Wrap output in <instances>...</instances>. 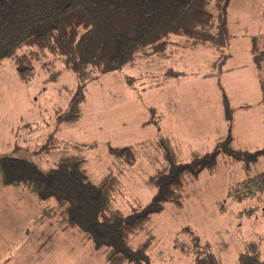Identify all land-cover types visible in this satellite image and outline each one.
Segmentation results:
<instances>
[{
  "label": "rangeland",
  "instance_id": "obj_1",
  "mask_svg": "<svg viewBox=\"0 0 264 264\" xmlns=\"http://www.w3.org/2000/svg\"><path fill=\"white\" fill-rule=\"evenodd\" d=\"M228 28L232 37L224 54L229 57L222 63L211 48H178L183 53L176 51L173 59L139 60L135 67L99 76L88 84L83 116L73 124L57 120V110L67 107L76 89L71 70L57 60L55 68L64 69L63 73L58 81L46 83L45 71L37 64L36 77L26 84L11 62L4 61L0 65V157L18 148L46 171L68 149L87 160L95 181L109 172L119 176L121 192L115 205L129 213L152 200L155 190L149 178L165 164L157 146L155 120L161 132L172 135L177 162L189 161L195 150L211 152L228 133L223 90L234 118L232 147L264 148L262 89L253 52L254 39L257 50L264 51V0H230ZM168 67L181 74L153 85V77L163 78ZM127 77L135 79L134 86ZM51 134L62 145L43 153L41 147ZM94 141L95 147L79 146ZM109 145H134L136 162L129 165L109 152ZM263 173L264 157L246 167L242 160L221 154L216 169L203 171L195 182L187 180L182 204H166L147 225L154 235L149 249L154 262L193 264L194 235L200 247L209 243L223 264H239L240 251L255 240L264 256V191L256 186L251 197L238 198L248 180H258ZM41 206L30 192L0 182V264H106L103 254L78 232H62L48 221L35 223ZM147 236L141 233L137 240Z\"/></svg>",
  "mask_w": 264,
  "mask_h": 264
},
{
  "label": "trees",
  "instance_id": "obj_2",
  "mask_svg": "<svg viewBox=\"0 0 264 264\" xmlns=\"http://www.w3.org/2000/svg\"><path fill=\"white\" fill-rule=\"evenodd\" d=\"M229 3L230 0H0V65L11 62L26 84L36 77L37 64L45 71L46 83L58 81L64 69L71 70L76 89H69L68 105L57 110V120L76 122L83 116L88 84L103 74L135 67L139 60L169 59L178 48H211L219 53L217 62L222 63L229 57L224 48L232 37L228 28ZM257 49L254 39L264 107V51ZM57 60L63 70L55 68ZM180 74L169 67L163 78L153 77V85L165 84ZM127 81L134 86L133 77H127ZM222 92L228 134L211 152L194 151L189 161L177 162L171 137L161 132L155 120L159 129L157 146L165 164L149 178L155 190L152 200L129 213L115 205L121 192L119 176L109 172L95 181L87 169V160L68 149L59 154L54 166L43 171L17 148L13 154L0 157V182L17 186L38 199L43 211L35 223L48 221L62 232H78L103 254L106 264H157L149 254L154 235L147 225L166 204H182L187 180L195 182L203 171L216 169L221 154L242 160L246 167L264 157V148L249 151L232 147V109ZM61 145L51 134L41 152L51 153ZM96 145L94 141L79 146ZM108 149L129 165L138 157L134 145H109ZM248 183L239 199L251 197L256 186L264 191V173ZM141 233L148 236L138 241ZM194 238L197 249L193 264H223L209 243L200 247L199 237ZM238 258L239 264H264L260 242H247Z\"/></svg>",
  "mask_w": 264,
  "mask_h": 264
},
{
  "label": "crops",
  "instance_id": "obj_3",
  "mask_svg": "<svg viewBox=\"0 0 264 264\" xmlns=\"http://www.w3.org/2000/svg\"><path fill=\"white\" fill-rule=\"evenodd\" d=\"M232 34V33H231ZM199 48V47H198ZM198 48H196V49H194V50H197ZM182 50H185V49H182ZM186 50H188V49H186ZM191 50V49H190ZM176 53H180V52H182L180 49H175L174 50ZM183 53V52H182ZM175 54V53H174ZM174 54H173V56H171V58H169V59H173V57H174ZM181 54V53H180ZM180 58V57H179ZM174 60H177V59H174ZM181 61H185V60H181ZM214 66H215V64H214ZM169 68V67H168ZM262 101V100H261ZM176 104H178L177 103V101H176ZM263 106V105H262ZM264 108V107H263ZM233 122H234V118H233ZM233 126H234V124H233ZM232 130H233V127H232ZM228 134V133H227ZM170 137L172 136L171 134H168ZM233 135H234V133H233ZM227 135H225V136H223V137H220L219 139H218V141L221 139V138H224V137H226ZM235 138H236V136L234 135V140H235ZM171 139H172V137H171ZM217 141V142H218ZM234 142V141H233ZM196 151V150H195ZM194 151H192V153H193ZM198 152V151H197ZM191 153V154H192Z\"/></svg>",
  "mask_w": 264,
  "mask_h": 264
}]
</instances>
